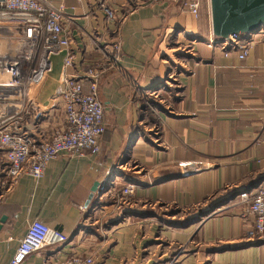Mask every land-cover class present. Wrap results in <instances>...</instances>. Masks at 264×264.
Masks as SVG:
<instances>
[{"label":"crops","instance_id":"1","mask_svg":"<svg viewBox=\"0 0 264 264\" xmlns=\"http://www.w3.org/2000/svg\"><path fill=\"white\" fill-rule=\"evenodd\" d=\"M185 1L47 0L64 7L67 73L86 93L89 72L99 74L102 151L60 155L42 179L22 177L9 191L0 154V264L11 262L35 220L56 237L24 264L46 256L264 264V241L250 236L253 219L239 198L264 191V24L242 59L214 37L210 0H191L200 3L199 17L183 11ZM116 44L121 59L109 68ZM46 96L25 124L36 140L64 125L63 103ZM200 161L212 168L182 175L179 164ZM126 186L135 190L123 201Z\"/></svg>","mask_w":264,"mask_h":264},{"label":"built area","instance_id":"2","mask_svg":"<svg viewBox=\"0 0 264 264\" xmlns=\"http://www.w3.org/2000/svg\"><path fill=\"white\" fill-rule=\"evenodd\" d=\"M199 9L198 1L183 3V11L195 17H199ZM106 11L109 20H116L111 10ZM63 17L64 7L56 8L47 0H0V154L5 164L3 186L7 191L22 177L42 179L47 166L60 155L83 159L102 151L105 109L98 95L99 74L89 72L93 82L86 93L82 81L67 73L73 66V56ZM254 35L247 40L248 35L235 34L218 42L224 48L240 51L243 59L253 45ZM121 54V46L116 44L109 68L120 61ZM56 57L61 58L57 65ZM56 70L60 73L54 84ZM43 94L49 101L63 103L64 125L51 136L36 140L26 133L25 124L27 118L44 110ZM178 167L184 177H189L210 170L212 165L200 161L181 163ZM134 190V186H126L121 200L131 198ZM239 198L247 204L244 217L253 219L250 236L264 241V191L257 195L242 193ZM52 236L46 224L31 222L9 264H24L32 255L48 252ZM42 264L100 263L93 256L66 260L46 256Z\"/></svg>","mask_w":264,"mask_h":264},{"label":"water","instance_id":"3","mask_svg":"<svg viewBox=\"0 0 264 264\" xmlns=\"http://www.w3.org/2000/svg\"><path fill=\"white\" fill-rule=\"evenodd\" d=\"M210 7L213 35L217 39L254 34L264 24V0H210Z\"/></svg>","mask_w":264,"mask_h":264},{"label":"bare ground","instance_id":"4","mask_svg":"<svg viewBox=\"0 0 264 264\" xmlns=\"http://www.w3.org/2000/svg\"><path fill=\"white\" fill-rule=\"evenodd\" d=\"M56 59H57V60H56ZM59 61H60V58H57V57H56L54 63L57 65ZM59 73H60V72H59ZM59 73H58V70H56V71L54 72V76L52 77V79L54 80V84L58 82L57 80H59Z\"/></svg>","mask_w":264,"mask_h":264},{"label":"rangeland","instance_id":"5","mask_svg":"<svg viewBox=\"0 0 264 264\" xmlns=\"http://www.w3.org/2000/svg\"><path fill=\"white\" fill-rule=\"evenodd\" d=\"M141 3H142V2H141ZM139 4H140V2H138L137 4H135V5H133V6H134V7H137ZM122 193H123V191H122ZM122 193H121V194H122ZM119 195H120V194H118L117 197H119ZM160 211H161V210H160ZM161 212H164V211H161ZM164 213H165V212H164ZM185 214L187 215V213H185Z\"/></svg>","mask_w":264,"mask_h":264}]
</instances>
